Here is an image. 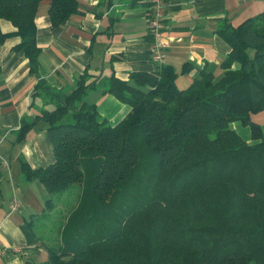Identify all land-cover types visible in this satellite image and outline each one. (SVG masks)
Returning <instances> with one entry per match:
<instances>
[{"label":"trees","instance_id":"obj_1","mask_svg":"<svg viewBox=\"0 0 264 264\" xmlns=\"http://www.w3.org/2000/svg\"><path fill=\"white\" fill-rule=\"evenodd\" d=\"M41 1L0 0V21L20 38L13 49L37 76ZM76 13L75 0L47 9L52 26ZM218 33L230 47L219 78L201 69L179 89L177 72L161 64L103 79L102 92L130 107L113 125L86 101L97 87L86 73L68 91L38 78L31 95L43 107L22 119L17 137L42 120L54 160L21 165L48 193L36 218L46 233L42 223L30 227L45 256L26 264H264V139L252 119L264 109V10Z\"/></svg>","mask_w":264,"mask_h":264},{"label":"crops","instance_id":"obj_2","mask_svg":"<svg viewBox=\"0 0 264 264\" xmlns=\"http://www.w3.org/2000/svg\"><path fill=\"white\" fill-rule=\"evenodd\" d=\"M75 1L83 13L70 15L58 26L51 25L47 14L50 0H42L37 8L38 76L30 72L25 55L13 49L20 40L13 25L0 21V30L6 34L0 39V264H26L28 258L39 261L45 256L30 227L46 211L48 193L38 180L25 178L21 165L46 167L54 160L53 148L42 120L23 139L17 137L22 119H32L43 107L44 98L31 95L39 77L51 87L68 91L86 73L87 81H97L86 101L95 104L100 117L113 125L130 107L102 92L103 79L114 74L127 80L131 72L153 71L161 64L177 72L179 89L188 87L201 69L219 78L230 47L218 29L264 10V0H166L165 59L160 64L151 58L149 0ZM254 118L264 139V128ZM230 127L246 142L253 141L249 128L240 121ZM14 200L19 208L11 211Z\"/></svg>","mask_w":264,"mask_h":264},{"label":"built area","instance_id":"obj_3","mask_svg":"<svg viewBox=\"0 0 264 264\" xmlns=\"http://www.w3.org/2000/svg\"><path fill=\"white\" fill-rule=\"evenodd\" d=\"M166 0H149L148 6V30L150 37L151 58L162 63L165 59L164 47V18ZM19 208V204L14 200L11 204V211Z\"/></svg>","mask_w":264,"mask_h":264},{"label":"rangeland","instance_id":"obj_4","mask_svg":"<svg viewBox=\"0 0 264 264\" xmlns=\"http://www.w3.org/2000/svg\"><path fill=\"white\" fill-rule=\"evenodd\" d=\"M254 117L259 118V120H260V122L264 128V109L252 114L253 119H255ZM245 127H247V126H245ZM39 223H42V226H41L42 233H46L45 231L47 230L48 226H46V224H44V220L41 221V219H37V220L35 219V220H33L32 225L34 224V225L39 226Z\"/></svg>","mask_w":264,"mask_h":264}]
</instances>
